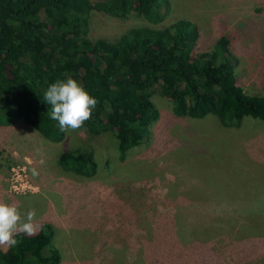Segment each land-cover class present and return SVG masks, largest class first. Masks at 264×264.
I'll return each instance as SVG.
<instances>
[{"label": "rangeland", "instance_id": "obj_1", "mask_svg": "<svg viewBox=\"0 0 264 264\" xmlns=\"http://www.w3.org/2000/svg\"><path fill=\"white\" fill-rule=\"evenodd\" d=\"M160 3L164 22L196 23L195 49L229 58L244 91H264V0ZM146 23L132 15L94 12L88 35L112 41ZM224 36L226 44L220 47ZM151 99L155 120L143 142L122 159L111 131L69 130L63 140L52 142L24 121L0 126V202L15 204L22 218L35 210L37 229L45 221L53 225L58 264H160L154 256L164 254L163 244L166 251L171 248L166 240L176 234L160 231L150 238V232L162 215L178 211L181 234L212 219L218 236L226 238L218 243L221 259L226 255L230 264H264V122L244 117L240 126H226L213 113L178 116L158 87ZM84 147L94 150L95 176L84 178L58 166L61 151ZM17 167L24 168L33 192H10L12 168ZM34 168L39 175H33ZM190 242L179 252L185 255ZM48 251L49 246L43 250ZM169 253L163 264L174 263ZM195 259L188 261L205 264Z\"/></svg>", "mask_w": 264, "mask_h": 264}, {"label": "trees", "instance_id": "obj_2", "mask_svg": "<svg viewBox=\"0 0 264 264\" xmlns=\"http://www.w3.org/2000/svg\"><path fill=\"white\" fill-rule=\"evenodd\" d=\"M94 12L132 15L147 23L129 27L112 41L92 38L88 23ZM169 21L164 22L160 0H0V126L24 121L52 142L63 140L66 132L50 118L51 105L44 94L51 84L67 78L97 100L81 128L92 134L113 132L121 159L143 142L155 120V87L171 100L178 116L213 113L226 126H240L244 117L264 122V91H244L229 58L213 50L197 51L195 22ZM225 40L226 36L218 41L220 47ZM57 161L66 173L84 178L97 173L91 147L61 151ZM180 214L162 215L150 232V238L160 231L176 234L166 240L171 248L160 246L164 254L155 260L163 264L172 250L173 264H192L194 258L205 264H230L226 255L221 259L218 243L226 238L218 236L212 219L181 234ZM54 232L45 221L35 235H16V246L0 247V264H58L61 255L51 241ZM189 241L184 255L178 249ZM196 246L204 249L194 250Z\"/></svg>", "mask_w": 264, "mask_h": 264}, {"label": "clouds", "instance_id": "obj_3", "mask_svg": "<svg viewBox=\"0 0 264 264\" xmlns=\"http://www.w3.org/2000/svg\"><path fill=\"white\" fill-rule=\"evenodd\" d=\"M44 100L51 105L50 118L58 121L61 131H75L88 121L97 100L93 98L75 79L57 81L49 86L44 94ZM43 164V160L40 161ZM33 175H39L34 168ZM35 210H29L22 218L15 204L0 202V247L16 246L15 238L20 233L35 235Z\"/></svg>", "mask_w": 264, "mask_h": 264}, {"label": "built area", "instance_id": "obj_4", "mask_svg": "<svg viewBox=\"0 0 264 264\" xmlns=\"http://www.w3.org/2000/svg\"><path fill=\"white\" fill-rule=\"evenodd\" d=\"M9 190L16 194L33 192L35 190V186L27 179L24 168H12Z\"/></svg>", "mask_w": 264, "mask_h": 264}]
</instances>
